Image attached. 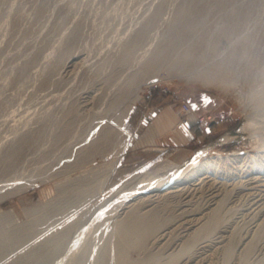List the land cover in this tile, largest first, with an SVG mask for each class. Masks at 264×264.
<instances>
[{
	"label": "rangeland",
	"instance_id": "rangeland-1",
	"mask_svg": "<svg viewBox=\"0 0 264 264\" xmlns=\"http://www.w3.org/2000/svg\"><path fill=\"white\" fill-rule=\"evenodd\" d=\"M138 19L142 38H127L133 55L164 48L152 78L168 76L142 84L120 133L114 129L106 139L90 141L88 115L107 84L105 76L135 68L132 60L113 61L126 39L118 36ZM72 52L78 58L67 59ZM175 66L218 73L230 83L179 76ZM150 72L147 67L143 76ZM65 102L75 110L59 138L9 146L13 130L48 108L44 122L32 124L47 122L42 127L47 130ZM186 103L199 114L202 130L216 121L209 135L187 145L165 143L167 137L159 145L142 141L163 107L173 105L188 116ZM249 113L256 118L254 135L246 126ZM115 116L109 117L113 125ZM42 144L46 155L40 159ZM90 145H101L93 159L65 171L64 152ZM199 152L215 166L163 190H172L168 199L150 191L135 204L137 196L128 197L116 214L98 217L100 210H93L107 195L106 206L116 203L155 163L166 157L183 162ZM108 168V180L99 188ZM85 173L91 179L86 193L62 192L67 181ZM136 204L156 214L161 226L127 249L131 257L159 264H264V0H0V264H67L77 237L81 244L70 264H107L112 237L106 222Z\"/></svg>",
	"mask_w": 264,
	"mask_h": 264
},
{
	"label": "bare ground",
	"instance_id": "bare-ground-1",
	"mask_svg": "<svg viewBox=\"0 0 264 264\" xmlns=\"http://www.w3.org/2000/svg\"><path fill=\"white\" fill-rule=\"evenodd\" d=\"M141 22L142 19H138L135 22L137 24L136 26L132 24L131 28L125 34L122 33V35L118 36V38H126V39L124 41L120 40L121 44L122 41L124 42V45L120 44L121 45L120 53L113 62L124 64L127 61L130 63V61L132 60L133 61L132 65L135 66V68L133 70H130V73H127V75L126 73L118 75V73L116 74V72L113 73L109 72L105 76V81L107 84H105L103 91H101L99 94H97V96H95L99 98L97 102L98 104L95 107V109L92 110V112L88 115V119H90V122L88 123L90 125L89 131H91L92 133L90 135V141L93 139L96 140V137H99V135L102 138L104 137L103 139H106L107 137L105 136H108L111 133V131L114 129L120 133L122 131L123 123L126 117L128 116L129 111L131 110L132 106L135 104V102L140 96L141 90L143 88L142 84L152 85L156 83L159 80V78L168 76V75H160L158 77L152 78V75L158 72L157 71L158 69L156 67L159 64V61L164 56L165 53L164 48L163 49L156 48L154 46V47H150L147 50H144V52L139 55L136 56L133 55L134 52L131 50L132 47H130L129 45L130 40L127 38H142L144 28ZM133 32L134 34L132 35ZM68 58L70 60V58H78V56L77 57L74 56V53L72 52L67 56V59ZM50 64L53 65L52 60L50 61L49 65ZM65 64L66 61L64 62L63 65ZM73 66L75 67V65ZM147 67L150 70H152V72H150L148 74V77L145 78L143 75L144 72L146 73ZM172 69L178 70L179 76H187L188 78H195L198 80H202L206 83H214V84L230 83V79L228 77L221 76L218 73H213L209 71L188 70L185 68H179L177 66L172 67ZM78 71L76 72L75 78L80 77V73L78 74ZM87 82L88 81H86V83ZM72 104L65 102V105L63 106V113L53 118L47 130L46 128L42 129L44 125H47V122L43 126L40 125L36 127H33L32 124L34 122L36 123L44 122L46 115H48L51 112V109L47 108L44 111H42L43 112L42 114L38 116H34L27 123H24L19 128L11 132L12 136L10 134V137L7 138V142L9 146L12 147L14 143H18V142L19 145L23 146V144L29 138H34V140L42 138L45 139L46 142L53 138H59L63 133L61 131L70 124V120H68V116L70 113L74 112L75 110ZM112 113L116 114L115 120L117 123L114 125L111 124L109 121V117L111 116ZM248 119L249 121L246 123L247 129L250 131L252 135H254L256 134V130H257V126H256L257 123H255L256 118L252 115V113H249ZM152 127L153 126H151L150 128L148 127L149 131L142 136L141 139L143 142L146 141L154 142L155 133L157 132V129ZM78 130L79 129H76L75 132L71 134V136L74 137L75 133H78ZM225 137L229 138L230 133L225 135ZM122 143L123 145L119 146V148L121 149L125 144V141L123 139H122ZM100 148L101 145L99 146L90 145L89 147L86 148V150L84 149L78 150L75 147H72L70 149L68 148V150L64 152L65 153L64 156L66 157L63 162L64 165L62 164L64 170L69 172L72 169H76L87 165L93 159L94 154L97 151H99ZM207 149L208 147H206L204 151H207ZM64 150L65 149H62V151ZM62 153L63 152L58 153L59 155L58 157H60ZM201 154L202 152H199L196 155L189 157L183 162L175 161L169 157H166L165 159L155 163L146 171H144L139 176V180L137 181L136 184L133 185L134 187L132 189L128 191L124 190V192H122L118 196L117 199L118 201L116 203L110 205L109 207L106 206L107 203L104 200H111L110 196L107 195L104 196L102 201L99 204H97L93 208V210L94 211L100 210L97 215L98 217H100L101 215L103 216L109 211L111 214H116L118 207L121 206L125 202L124 200H127L128 197L137 196L135 197L136 202H133L135 204L139 202L137 200L145 199L144 195H146V193L150 191L151 192L162 191L160 192L159 196L162 195L165 199H168L169 196L171 195L170 192L172 190H168V191H163V190L172 186L173 187L177 186L180 183V181L183 180L184 178L187 177L189 178L192 175L200 174L205 170L207 171L208 169L213 168L215 166L216 163L214 162L215 161L214 159H213L214 161L212 159H206L202 161ZM45 155L46 154L43 152V144H42L37 147L36 156L42 159L45 157ZM48 167L49 166H47L46 168ZM88 174L87 173L81 174L80 176L67 181V183L65 184V186L67 187H64L62 192L71 189L77 191H84L83 194L86 193L87 189L85 188L91 183V179L88 178L89 177ZM109 175H110V168H108V170L104 173V175L100 177L96 186H99V188L103 187L106 181L108 180ZM141 193L143 194V196L138 197V195ZM104 206L106 207L104 208ZM88 211H85L83 215L87 214ZM216 220L217 217L214 216L212 218V221H216ZM108 221L106 222L105 226L106 229L110 231L112 242H111V251L106 260L107 264H159V263L150 262L147 259L134 258L127 255L126 253L129 247L140 246L143 242L144 236L147 233L161 226V222L158 220L156 214L150 215L148 212H142L140 205L136 204V205H131L130 209L127 210L126 214L121 218L116 217L115 219L112 220L110 219ZM209 225L202 226L201 229H207ZM92 226L93 224L87 226L86 228L84 227L85 229L81 231L82 233L81 234L79 233L80 235L78 234L79 237H83L87 233V231L92 228ZM77 238H75L74 240L75 245H72V248L68 252L69 256H68L67 264H70L73 261V258L75 259L77 248L81 244L80 242L81 238L79 239ZM192 245L193 244L188 245L187 247L180 249L176 253H173L169 261H174L178 259L180 255L185 251H188Z\"/></svg>",
	"mask_w": 264,
	"mask_h": 264
},
{
	"label": "crops",
	"instance_id": "crops-1",
	"mask_svg": "<svg viewBox=\"0 0 264 264\" xmlns=\"http://www.w3.org/2000/svg\"><path fill=\"white\" fill-rule=\"evenodd\" d=\"M198 115L197 112L192 111L188 116H180L173 105H167L154 116L152 122L147 125L144 131L145 133L143 132L140 135V138L153 126L157 129L155 140L154 142H144L147 145L162 144V139L166 137L164 139L166 140L165 143H173L175 145H187L193 140L199 141L212 132L213 128H215L216 121L212 125L205 124L202 130L197 123Z\"/></svg>",
	"mask_w": 264,
	"mask_h": 264
},
{
	"label": "built area",
	"instance_id": "built-area-1",
	"mask_svg": "<svg viewBox=\"0 0 264 264\" xmlns=\"http://www.w3.org/2000/svg\"><path fill=\"white\" fill-rule=\"evenodd\" d=\"M185 110H186V112H191V110H192V108H191V106H190V104H188V103H186L185 104ZM211 116H203L202 118H201V120L202 121H206L209 117H212V114H210Z\"/></svg>",
	"mask_w": 264,
	"mask_h": 264
}]
</instances>
